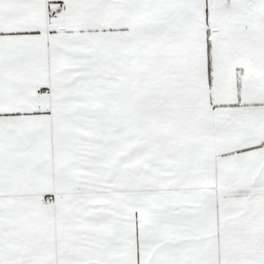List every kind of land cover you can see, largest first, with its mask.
<instances>
[{
  "label": "snow or ice",
  "instance_id": "1",
  "mask_svg": "<svg viewBox=\"0 0 264 264\" xmlns=\"http://www.w3.org/2000/svg\"><path fill=\"white\" fill-rule=\"evenodd\" d=\"M0 264H264V0H0Z\"/></svg>",
  "mask_w": 264,
  "mask_h": 264
}]
</instances>
